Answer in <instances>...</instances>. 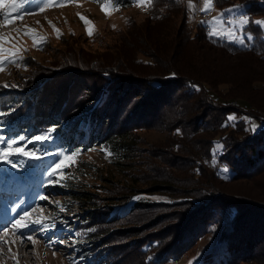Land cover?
I'll return each instance as SVG.
<instances>
[{
	"label": "trees",
	"instance_id": "1",
	"mask_svg": "<svg viewBox=\"0 0 264 264\" xmlns=\"http://www.w3.org/2000/svg\"><path fill=\"white\" fill-rule=\"evenodd\" d=\"M243 1L249 14L247 27L255 34L247 45L210 35L202 21L191 29L184 0H153L146 18L131 22L105 51L69 47L65 69L83 83L87 96L98 99L94 115L103 120L88 141L74 139L80 118L74 111L78 108H65L68 99L61 101L62 108L54 100L41 104L39 94L0 100V137H23L28 148L41 154L62 149L79 155L104 142L123 170L124 161L138 150L139 128L168 131L165 148H158L166 151L159 154L165 166L157 171L152 189L185 198L138 200L132 208L167 209L157 223L169 222L153 232L154 254L147 253L148 240L140 236L121 250L119 246L118 252L100 244L98 222L109 215V205L103 213L91 211L93 224L84 226L83 240L91 244L83 250L94 264H164L203 237L200 264H264V31L253 21L254 14L264 15V3ZM112 2L127 7L134 0ZM78 97L84 102V95ZM48 132L49 138L35 140ZM82 136L81 130L78 137ZM217 145L223 147L217 150ZM13 163L17 166L12 169L0 161V182L9 184L11 175L38 176L47 160L22 156ZM182 168H187L185 185L174 172ZM64 181L74 198L95 202L91 192L74 190L77 185L66 177ZM137 182L130 186L115 182L109 197L116 204L127 202L142 189ZM119 219L118 214L110 221ZM131 231L139 235L142 226L134 225Z\"/></svg>",
	"mask_w": 264,
	"mask_h": 264
},
{
	"label": "rangeland",
	"instance_id": "2",
	"mask_svg": "<svg viewBox=\"0 0 264 264\" xmlns=\"http://www.w3.org/2000/svg\"><path fill=\"white\" fill-rule=\"evenodd\" d=\"M17 1L20 2V0ZM152 1L134 0L132 5L122 7L115 6L112 0L103 3L95 0H43V2L42 0H25V8L12 16L7 26L0 17V49H8L16 53V63H12L9 62L11 57L0 52V62H2L0 67L3 69L0 70V100L7 101L11 98L17 100L22 96L30 98V94H39L41 104L54 100L55 106L62 108V102L68 99L69 102L65 108L68 106L78 108L74 111H77L76 116L80 118L74 139L75 141H88L91 132L93 134L98 132L100 122L103 120L102 117L98 119L94 115L98 99L93 94L87 96L88 93L83 83L70 77L71 72L65 69V61L68 58L66 57L67 49L69 47L82 48L90 53L105 51L107 46L119 40L120 35L126 32L131 22L139 23L146 18ZM184 1L187 5V19L191 29L195 30L194 27L202 21L207 23L210 31L213 28L220 31L221 35L217 36L234 40L241 45L252 42L255 34L251 27L245 25L242 29L239 25V20L249 21V14L245 12L246 5L243 0H211L214 6L210 11L203 10L206 0ZM12 2L15 0H10L9 3ZM262 2L264 3V0ZM45 3L49 6L44 7ZM104 5L108 7L107 13L102 10ZM237 6L242 7L236 10ZM2 13L4 9L0 8V15ZM81 16L90 21V24L86 25ZM217 17H222V22L213 24L214 18ZM176 19L180 22V17ZM227 21H232V23H227ZM253 21L261 22L259 24L264 31V15L254 14ZM89 27L93 28L92 35L88 33ZM231 31L236 32L235 38L227 35ZM26 32L29 34H25ZM33 36H36V42ZM4 37H7V40L2 39ZM99 89L101 92L102 88L99 87ZM80 93L84 95L82 103L78 97ZM104 110L107 112L106 107ZM104 110L101 112L103 113ZM104 122L105 125L106 121ZM81 130L83 136L79 138L78 133ZM137 132L141 136L140 139L138 138V150L129 160L124 161L126 162L123 165L124 170L117 164L119 159L116 153L104 142L98 141L96 145L79 155L66 153L62 149L57 152L50 150L46 154H41L28 148V142L16 139L19 141L16 145L18 149L35 153L34 156L26 157L47 160L46 168L38 170L40 173L38 176L28 174L30 176L25 178L26 175L21 174L19 179L11 175L12 179L9 184L6 183L7 181H1L0 200L5 198L3 199L6 201L5 205L9 206L10 202L15 199L14 211L23 210L29 213L26 220L30 222L41 217L45 219L42 224L32 223L34 224L30 227L32 240H25L27 245L30 244V249H28L30 254L27 253L25 259L23 253L22 257L18 255L16 237L13 235L23 229H13L12 224L14 223L10 220L5 221L2 226V229H5H0V240L6 239L0 243V264H94L90 256L85 254L86 250H83L91 244L88 240H83L87 230L84 226L93 224L91 211L103 213L109 205H111L109 215L98 222L99 225L101 224L98 232L101 237L100 244L113 252H118L116 249L119 246L118 250H121V247L127 245L132 238L140 236L148 240L149 252L147 253L154 254L157 241L152 239L153 232L155 233L169 222L168 219H164L157 223L162 211L167 209L145 206L142 209L132 210L135 202L138 200L172 202L185 197H174L164 191L152 189L157 171L165 166L159 154H165L166 151L158 150V148L160 146L165 148L163 144L166 143L168 131L157 128H139ZM216 139L220 140L219 135ZM50 155L54 156L48 161ZM22 156L25 155L16 152L11 155L10 159L13 162L14 159H22ZM65 156H73L75 159L66 160ZM61 161H63L61 168L56 169V165ZM7 164L13 169L11 164ZM54 169L58 175L50 178L48 173ZM186 169L174 171L182 180L181 185L189 183L185 177L187 176ZM65 177L78 186H74V190L91 192V197L95 202H89L85 200V197L77 199L70 195L71 187L64 183ZM50 179L55 182H50ZM121 181L127 186L138 181L142 189L133 194L127 202L116 204L109 196L113 194L115 182ZM2 214L7 215L8 211ZM118 214L120 215L119 220L110 221L114 215ZM9 222H11V227L8 226ZM134 225L142 226V232L139 235L131 234ZM79 226L83 227L79 228ZM205 239L203 237L198 240L193 248L181 256H169L164 264H200L199 255ZM11 245H14V248Z\"/></svg>",
	"mask_w": 264,
	"mask_h": 264
},
{
	"label": "snow or ice",
	"instance_id": "3",
	"mask_svg": "<svg viewBox=\"0 0 264 264\" xmlns=\"http://www.w3.org/2000/svg\"><path fill=\"white\" fill-rule=\"evenodd\" d=\"M42 2H43V0H42ZM117 2H118V0H117ZM48 6H49L48 4H46V3L44 4V7H48ZM53 6H58V5H53ZM213 6L214 5L211 3V0H206V3H205V6H204L203 10L204 11H210ZM189 7H192V5H189ZM240 7H242V6H237L236 10H239ZM0 8L5 9V12H4V15H3V19H4V22H5V26H7L8 23L11 22L12 14H17V13L20 12V10L25 8V0H20V2H12V3H7L6 0H0ZM41 10H43V9H41ZM102 10H104L107 13V11H108L107 5L102 6ZM229 11H231V10H229ZM81 19L84 21V23L86 25L90 24V21H88L83 16H81ZM221 22H222V17H217V18H214V21L212 23L213 24H218V23H221ZM227 23H232V21H227ZM248 23H249V21L247 19L239 20V25H240V27L242 29ZM256 23L259 24L261 22H256ZM87 30H88L89 35H92L93 28L89 27ZM17 31H19V30H17ZM56 31L58 32V30H56ZM29 32H31V30H29ZM25 34H29V33L26 32ZM210 35H221V32L217 31L215 28H213L210 31ZM227 35L232 37V38H235L236 32L235 31H231V32H228ZM2 39L7 40V37H4ZM33 40H34V42H36V36H33ZM241 42H243V39H241ZM0 52H4L9 57H11L9 62L16 63V59H15L16 53L10 52L8 49H0ZM0 64H2V62H0ZM0 70H3L2 67H0ZM5 86H7V85H5ZM231 119H234V117L231 118ZM252 130L253 131L255 130V125L252 126ZM50 136H51V132H48L47 135H42V136L35 137V140L43 141V140L49 138ZM20 139H24V138L21 137ZM18 143H19V141L14 139V138L5 139L3 137H0V145H2V146H0V160L6 161L7 163L11 164L12 167H16L17 165L15 163H13L12 160L10 159V157H11V155L13 153L19 152L21 155H25V156H34L35 155L34 152H25L22 149H18L16 147V145ZM222 147H223V145H217V150L222 148ZM64 159L73 161L75 159V157H73V156H65ZM62 164H63V161H61L60 164H57L56 165V169H60ZM224 171L226 172L227 169H224ZM48 175L51 178V177H54V176L58 175V172L54 169L53 171H50L48 173ZM50 182H55V181H52L50 179ZM41 199H44V197H41ZM28 215H29V213L25 212L24 215H21L19 217V219H16L15 223L12 224V228L13 229H19L20 227H26L27 224L24 223V222H25L26 217ZM44 219H45L44 217H41L40 219H37V220L33 221V223L42 224ZM44 230L47 231L48 229H44ZM27 239L32 240V237L28 236ZM33 243H34V241H33Z\"/></svg>",
	"mask_w": 264,
	"mask_h": 264
},
{
	"label": "bare ground",
	"instance_id": "4",
	"mask_svg": "<svg viewBox=\"0 0 264 264\" xmlns=\"http://www.w3.org/2000/svg\"><path fill=\"white\" fill-rule=\"evenodd\" d=\"M0 207H1V205H0ZM7 218H8L7 216H4V214H2V213L0 212V229H2L3 223H4L5 221L7 222V221L9 220V219H7ZM24 223H26L27 226H26V227H20L19 229H23V230L19 231V232L16 233V234H13V235L16 237V242H17L16 247H17L18 255H19L20 257H22V253H23V258L25 259L26 254H27V253L30 254V252H28V249H30V244L27 245V243H25V240L27 239L28 236L31 235L30 227H31L32 225H34V224H32L33 221L30 222V221H28V220H25ZM8 226L11 227V222H9ZM4 229H5V228H3L2 230H4ZM24 230H25V233H24ZM0 231H1V230H0ZM22 232H23V233H22ZM18 235H19V236H18ZM6 236H8V234H6ZM24 237H25V239H24ZM4 240H6V239L0 240V243L4 242ZM5 242H6V241H5ZM15 244H16V243H15ZM11 247L14 248V245H11ZM38 247H39V246H38ZM40 248H41V246H40ZM9 250H10V249H9ZM8 252H9V251H8ZM33 258H35V257H33Z\"/></svg>",
	"mask_w": 264,
	"mask_h": 264
},
{
	"label": "built area",
	"instance_id": "5",
	"mask_svg": "<svg viewBox=\"0 0 264 264\" xmlns=\"http://www.w3.org/2000/svg\"><path fill=\"white\" fill-rule=\"evenodd\" d=\"M206 21V20H205ZM208 29H209V26L207 25Z\"/></svg>",
	"mask_w": 264,
	"mask_h": 264
}]
</instances>
